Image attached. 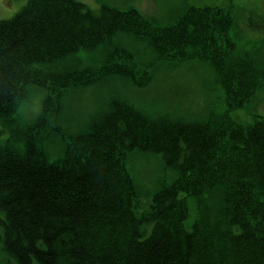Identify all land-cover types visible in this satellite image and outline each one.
Returning <instances> with one entry per match:
<instances>
[{"label": "trees", "instance_id": "obj_1", "mask_svg": "<svg viewBox=\"0 0 264 264\" xmlns=\"http://www.w3.org/2000/svg\"><path fill=\"white\" fill-rule=\"evenodd\" d=\"M97 4L93 10L85 0H28L0 21L1 122L12 125L31 86L49 90L46 105L113 74L134 79L117 60H133L118 44L130 37L159 60H210L233 108L264 86V69L228 59L234 18L225 8L193 7L159 26L138 8ZM101 48V65L81 69L80 55ZM222 120L228 124L154 119L112 98L57 161L34 137L20 148L0 142L7 254L16 264H264V116L247 126ZM134 150L159 155L178 173L143 212L128 168ZM190 200L198 215L187 227Z\"/></svg>", "mask_w": 264, "mask_h": 264}, {"label": "rangeland", "instance_id": "obj_2", "mask_svg": "<svg viewBox=\"0 0 264 264\" xmlns=\"http://www.w3.org/2000/svg\"><path fill=\"white\" fill-rule=\"evenodd\" d=\"M93 10L97 2L122 10L138 8L154 25L176 23L193 7L218 6L229 10L234 25L229 36L235 41V49L228 59L251 62L264 69V0H85ZM28 0H0V21L18 14ZM120 44L133 54L132 61L118 57L119 65L127 66L133 74L123 78L113 74L107 81L93 88L64 93L46 104L49 90L38 86L27 89V96L20 105L12 125L0 121V142L12 147L24 146L25 138L34 137L49 161H57L65 155L74 135L89 130V125L105 110L108 102L122 99L134 104L151 118L169 117L181 123H219L223 117L232 118L242 125L254 124L264 116V86L243 107L230 106L231 98L219 79L215 66L208 59L159 60L144 41L130 37ZM115 47V42H114ZM105 49H97L78 58L82 68L100 66ZM147 64H153L147 66ZM214 68H213V67ZM149 72V82L145 81ZM78 89V88H77ZM76 90V89H72ZM49 115L48 119L46 116ZM228 124V123H226ZM128 168L132 175L141 203L140 211H147L153 195L164 185L172 183L177 176L174 169L167 168L159 155L129 152ZM197 203L190 200V217L187 227L198 215ZM150 233L147 228L146 234ZM0 264H16L0 240Z\"/></svg>", "mask_w": 264, "mask_h": 264}]
</instances>
